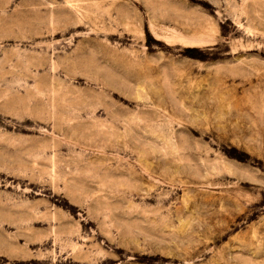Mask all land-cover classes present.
Instances as JSON below:
<instances>
[{"label":"rangeland","instance_id":"rangeland-1","mask_svg":"<svg viewBox=\"0 0 264 264\" xmlns=\"http://www.w3.org/2000/svg\"><path fill=\"white\" fill-rule=\"evenodd\" d=\"M250 61L264 0H0V264H264Z\"/></svg>","mask_w":264,"mask_h":264},{"label":"bare ground","instance_id":"bare-ground-1","mask_svg":"<svg viewBox=\"0 0 264 264\" xmlns=\"http://www.w3.org/2000/svg\"><path fill=\"white\" fill-rule=\"evenodd\" d=\"M178 35V34H177ZM168 36V35H167ZM169 37H172V36H169ZM169 37H166V38H168L169 39ZM174 37V36H173ZM178 37V36H177ZM248 61V60H247ZM242 63V62H241ZM244 63V62H243ZM261 63H258V62H254V61H250V62H247L246 64H242V66H240V69L241 70H243V71H247V72H253V74H255L256 75V78H257V82H258V84L259 85H262V87H264V73H262V72H264L263 71V65L261 66L260 65ZM259 68H263L262 69V72L261 71H259V72H261V74L260 73H258L257 71L259 70ZM239 69V68H238ZM242 71V72H243ZM248 74H250V73H248ZM251 75V74H250ZM245 76V75H244ZM244 76H242V77H244ZM249 76V75H248ZM248 85H249V87L251 88L252 86L253 87H255V85H252L253 83H251V80L250 81H248ZM257 84V83H256ZM252 87V88H253ZM244 88V87H243ZM257 88V87H256ZM248 90L246 87L244 88V92L246 91V90ZM262 89V90H261ZM261 89H259V90H261V91H255V88H254V91L253 90H251V92H250V94H249V97H248V100H247V98H246V101L245 102H247L246 104H248V107H247V109H248V111H249V114H247L248 116L249 115H255V113L258 115V117L260 118V121H264V112L262 111L264 108L262 107V108H259V106L261 107V106H263L264 105V88H261ZM247 92V91H246ZM249 93V92H248ZM245 95V94H244ZM247 95V94H246ZM233 97V96H232ZM243 97V96H242ZM235 99V98H234ZM236 100V99H235ZM245 102H243L244 104H245ZM255 109V110H254ZM261 109V110H260ZM254 110V112H252ZM248 113V112H247ZM254 113V114H253ZM241 116V115H240Z\"/></svg>","mask_w":264,"mask_h":264}]
</instances>
